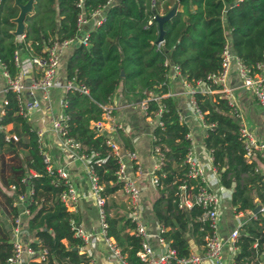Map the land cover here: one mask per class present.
<instances>
[{"label":"trees","instance_id":"trees-1","mask_svg":"<svg viewBox=\"0 0 264 264\" xmlns=\"http://www.w3.org/2000/svg\"><path fill=\"white\" fill-rule=\"evenodd\" d=\"M175 2V12L162 22V38L156 42L158 25L154 15L166 13ZM98 6H103V18L95 24L90 13ZM17 11L14 0H0V64L11 77L17 72L13 58L19 47L26 55L45 56L53 41L79 34V13L87 19L84 24L90 23L85 44L75 43L63 66L65 79L83 85L86 92L68 87L61 108L66 117V136L79 142L78 152L88 159L102 185L104 199L120 189V183L115 179L116 157L105 142L108 134L95 126L103 119V107L119 90L126 101L144 100L145 116L155 119L158 112L161 125L152 127L150 142L161 151L162 163L154 170L158 194L151 202V211L163 227L161 236L177 256L191 252L186 231L191 230L194 240L203 244L209 227L201 218L200 206H178L180 193L192 196L199 181L187 176L184 158L190 148L188 127L179 118L176 99L167 94L171 66H176L183 81L193 88L195 107L206 124L202 141L218 172L219 184L230 188L233 212H245L257 202L264 203L263 174L253 159L244 156L232 106L218 90L220 86L210 79L220 70L221 49L226 42L249 68L263 59L264 0H32L31 11L23 18L20 40L12 32L11 19ZM198 81L209 90L199 89ZM3 97L6 103L0 114V210L5 221L12 223L17 211L12 197L5 192L12 184L15 193L27 195L29 214L23 220L34 236L28 244L46 249L43 260L29 264H92L90 257L80 251L83 240L70 227V219L77 223V214L60 199L66 188L64 178L43 162L36 130L18 112L15 93L7 88ZM6 124H10L8 130L3 128ZM6 133L16 138L5 139ZM114 134L120 145L130 150L128 138L119 127L114 126ZM101 158L104 160L96 161ZM104 211L106 233L116 242L121 256L127 264H140L136 255L140 239L130 232V218L122 212L109 214L107 207ZM263 228L261 210L236 228L232 264L264 262ZM11 251L9 231L0 220V264Z\"/></svg>","mask_w":264,"mask_h":264},{"label":"crops","instance_id":"crops-1","mask_svg":"<svg viewBox=\"0 0 264 264\" xmlns=\"http://www.w3.org/2000/svg\"><path fill=\"white\" fill-rule=\"evenodd\" d=\"M89 27L90 23L88 26L87 24H83L80 27L78 35L85 33ZM14 36L16 40H20L22 37ZM73 45L74 44H70L62 49L55 79L53 85L48 90L47 97L41 99L38 106L26 114V118L32 128L36 130L39 146L48 157V164L54 168L64 169L69 181L74 186L76 200L72 209L69 210L77 214V224L90 236V240L83 242L80 251L85 252L90 257L92 264H118L116 258L107 250L98 233L99 220L97 207L90 192L89 182L86 175L88 159L80 157V152H78V150H73L68 147V145L63 142L62 137L58 136L51 129L52 121L61 117L62 114L61 107L66 80L64 77L63 66ZM19 50V55H24L22 49ZM2 70L3 68L0 64V89L3 88L5 84V77L3 76ZM36 74L37 72H34L33 70L25 74V82ZM167 85V94L176 99L179 115L188 127L191 148L194 155L203 165L207 185L219 196L217 233L224 240V244L221 257L218 261L205 259V262L206 264H232V254L234 250L229 246L227 241L228 234L231 229L238 228V226L244 222L252 212L250 210L237 213L233 212L229 202L230 188L223 187L219 184L218 172L211 164L209 150L204 146L202 141L205 126H203L199 115L189 102V94L185 82L178 74L177 70L172 66L167 73ZM223 85L229 89L227 99L232 106L233 116L238 125L244 126L256 138L264 141V106L256 101L249 87L241 84L237 76L236 66L233 62H231L225 73ZM197 87L204 90V86L201 84H198ZM23 95L25 100H28V94L24 92ZM35 96L38 97V94H35ZM2 98L3 92H0V111L2 109ZM109 105L112 109V113L101 120L100 128L118 143L120 149L124 148L120 145L119 139L114 137V126L118 125L128 138L130 145L129 149L135 154L134 163L136 165L132 166V164L129 163L128 172L139 188V207L141 217L147 231L150 233L149 240L154 247V252L158 253L163 247L157 245L154 240L158 222L151 211V202L158 193L148 173L154 164V155L151 151L150 142L154 119L145 116L138 100L126 101L120 94L119 90L110 96ZM3 128L4 130H8L10 124L4 125ZM252 159L255 162L256 169L264 175V158L255 157ZM5 192L10 196L12 195V191L9 188L6 189ZM104 204V207L108 208L109 214H112L114 211L122 212L124 215H127L128 213V199L121 188L116 189L109 196H106ZM256 204H259V207L261 205L264 206V203L257 202ZM262 212H264V210ZM23 219L25 218H22L20 222L17 237L23 243H28L34 236L33 232L27 230ZM0 220L4 222V225L9 231L11 240H13L15 238V233L13 231L12 223L9 222L7 224L3 210H0ZM184 235L189 243L190 250L201 253L203 250V244L194 240L191 230L186 231ZM23 264H29L28 260H24Z\"/></svg>","mask_w":264,"mask_h":264},{"label":"built area","instance_id":"built-area-1","mask_svg":"<svg viewBox=\"0 0 264 264\" xmlns=\"http://www.w3.org/2000/svg\"><path fill=\"white\" fill-rule=\"evenodd\" d=\"M109 0H107L108 2ZM104 6V5H103ZM103 6H98L91 11L90 15L93 19V23L98 24L103 18ZM87 22V19L79 13L76 17V26L80 27ZM22 36V35H21ZM86 32L82 35L76 34L75 36L65 38L60 41H53L46 49L45 56H30V55H19V52L15 51L14 53V63L17 66V72L14 76H9L7 72L3 69L2 73L5 77V84L3 88L0 89V92H4L7 88L12 90L19 103L18 112L24 116L30 111L35 109L41 99L47 97L49 88L53 85L57 67L59 64L61 51L63 48L67 47L70 44L86 42ZM233 62L236 66L237 76L243 86L249 87L252 91L253 96L256 101L264 106V57L262 60L255 62L253 68H249L242 64L239 59L234 55L230 50L228 43H224L221 49V59H220V70L216 74H211L210 79L213 83L218 84L220 87L218 90L222 91L225 97H228L229 89L223 85V80L225 73L229 65ZM177 70L176 66H172ZM37 72L35 76H32L26 82L24 80L25 74L31 71ZM198 84L203 85L201 81H198ZM187 92L189 94V102L193 106L194 110L197 112L201 119V114L197 110L192 98L193 88L189 86L186 82ZM68 87H76L82 92H86V88L83 85H75L70 80H65L64 88L65 90ZM204 90H209L204 87ZM24 92L28 94V100H25ZM38 94V97L35 96ZM2 105L6 103V99L3 97L1 101ZM64 101H62L63 105ZM141 108L145 109L144 100L140 101ZM104 112L102 118L110 115V105L103 107ZM1 109V113H2ZM158 112L156 113L154 119V125H161V122L157 119ZM179 118L180 115H179ZM66 117L61 114V117L56 118L51 123V129L60 137H62L63 142L68 145V147L73 150H78L80 144L78 141L73 140L71 137L66 136ZM202 121V119H201ZM101 121L95 123V126L100 128ZM203 126L206 127V124L203 123ZM119 127L118 125H115ZM186 136L189 138L188 132ZM239 136L243 142L244 156L252 159L255 157L264 158V141L256 138L248 129L244 126H239ZM16 137L14 134L6 133L5 139L14 140ZM152 138V135H151ZM190 140V138H189ZM106 144L112 151V154L116 157L117 168L115 170V179L120 183V188L125 193L128 199V213L127 216L130 218V221L133 223V226L130 230L131 233L138 236L140 239L139 249L136 251V255L140 260V264H206L205 259L218 261L221 257V252L224 244V240L217 233V213L219 209V196L209 188L205 180V172L202 163L194 155L191 142L190 148L188 149L184 162L187 166V176L199 181L197 185L196 192L190 196L183 192L179 195L178 206L183 208H189L193 203L202 208L201 218L206 220L209 227V233L204 237L203 250L202 252H189L185 256H177L174 248L169 246L167 242L161 236L163 227H157V231L154 237L157 245H161L163 249L155 253L154 247L151 245L149 240V232L146 229V226L141 217V211L139 207L140 193L139 188L137 187L133 178L129 175L128 167L129 163H133L135 154L132 150L120 149L118 143L114 141L110 136H107L105 140ZM151 151L154 155V164L151 170H149V175L153 183L156 182V176L154 170L159 168L162 163V153L157 146H151ZM42 160L45 162L46 167L49 169L51 166L48 164V157L42 151ZM80 157H84L82 153H79ZM104 158L96 161H102ZM88 161V160H87ZM57 174L64 178L66 182V188L61 191L60 199L65 203L68 209H72L74 202L76 200V194L73 184L69 181L67 173L62 168H55ZM87 179L89 182V189L94 198L97 214L99 220V235L102 239L107 250L116 258L118 264H127L124 258L121 256L119 247L117 246L114 239L107 235V222L105 218L104 211V197L101 194L102 185L98 183L97 176L94 173L92 167L87 165L86 170ZM24 180V178H23ZM262 185L264 189V175L262 179ZM180 189L184 188V185H179ZM9 189L12 191V203L16 206L17 211L12 220V227L15 233V238L12 241V251L5 258L3 264H23L24 260L30 261H40L45 258L46 249L43 247L33 248L28 243H23L17 237V232H19L20 222L23 217L29 214L27 207L26 194L15 193L14 185H9ZM30 192V189L27 190ZM259 210H264V206L261 205ZM253 213H251L252 215ZM70 227L73 230L75 236L80 237L83 242L90 240V236L85 230L80 227L73 219H70ZM237 234L236 228L230 230L227 241L229 246L235 248L234 240ZM26 258V259H25ZM249 264H264L263 260H258L255 263Z\"/></svg>","mask_w":264,"mask_h":264},{"label":"water","instance_id":"water-1","mask_svg":"<svg viewBox=\"0 0 264 264\" xmlns=\"http://www.w3.org/2000/svg\"><path fill=\"white\" fill-rule=\"evenodd\" d=\"M31 1L32 0H26L24 3H19L17 0H14V4L18 7V12L16 16H14L11 20L14 23V29L12 30L13 34L16 36L23 35L24 32V21L23 18L25 14L29 13L31 11ZM177 3H173V5L169 8V10L162 14V15H154V19L157 22L158 25V35L156 38V42H160L162 38V22L169 18L176 9ZM19 47V46H18ZM20 47L17 49V52H20ZM259 204H256L250 211L252 213H255L258 210Z\"/></svg>","mask_w":264,"mask_h":264}]
</instances>
